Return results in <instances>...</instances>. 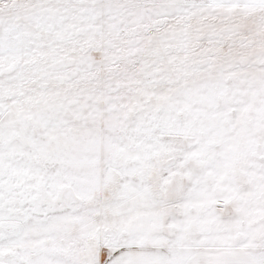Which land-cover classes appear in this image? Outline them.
<instances>
[{"label": "snow or ice", "instance_id": "6c2138e0", "mask_svg": "<svg viewBox=\"0 0 264 264\" xmlns=\"http://www.w3.org/2000/svg\"><path fill=\"white\" fill-rule=\"evenodd\" d=\"M0 264H264V0H0Z\"/></svg>", "mask_w": 264, "mask_h": 264}]
</instances>
